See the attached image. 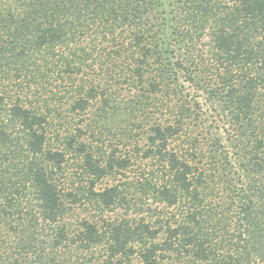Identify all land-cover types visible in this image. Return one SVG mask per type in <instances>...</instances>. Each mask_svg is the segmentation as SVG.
<instances>
[{
    "label": "trees",
    "instance_id": "16d2710c",
    "mask_svg": "<svg viewBox=\"0 0 264 264\" xmlns=\"http://www.w3.org/2000/svg\"><path fill=\"white\" fill-rule=\"evenodd\" d=\"M121 91L132 113L165 101L170 115L147 131L155 174L122 184L156 205L108 220L126 188L95 184L129 161L103 158L81 117L50 126L97 101L107 116ZM133 259L264 264V0H0V264Z\"/></svg>",
    "mask_w": 264,
    "mask_h": 264
},
{
    "label": "rangeland",
    "instance_id": "374dc122",
    "mask_svg": "<svg viewBox=\"0 0 264 264\" xmlns=\"http://www.w3.org/2000/svg\"><path fill=\"white\" fill-rule=\"evenodd\" d=\"M50 84L51 86H56L58 83L53 80ZM183 86L188 98L195 102L200 119L205 124H210L212 128L215 126L220 128L218 131L223 136L220 112L216 111L210 104L206 93L201 89H197L188 81L183 82ZM50 88L56 89L55 87ZM45 91V95H49L48 89ZM114 97L116 100L111 103V106L116 104L118 107L115 111L108 110L106 112L107 116L103 117L102 105L99 103L100 101H97L86 113L80 116L69 114L63 121L54 119L51 123L50 131L52 134H61L60 136L73 132V123L77 121V118L81 117V127L85 130L82 138L90 142L103 158L108 157V155H113L117 159L127 158L129 161L127 166L122 169H116L111 174L97 180L95 184L97 190L120 184L121 188L123 186L126 188L123 190L124 199L119 200L113 207L107 209L102 216L108 220H120L123 217L134 219L145 217L148 216V208L156 205L155 201L151 195L145 197L138 187L127 188L126 186L138 184V181L146 178L149 179L152 177V173L156 171V167L152 162L142 158V151L146 144V135L150 124L155 121H166L170 111L168 106L165 105V101H157L156 105L153 104L148 107L147 113H141L140 111L132 113V108L128 105L126 106L128 101V93L126 91H121L120 95L118 94ZM64 116L66 115L64 114ZM51 136L53 138L51 141H55V135ZM73 168L74 166L71 164L69 170L73 171ZM123 183H127L126 186L122 185ZM81 212L84 213L83 210ZM131 264H138L137 260L133 259Z\"/></svg>",
    "mask_w": 264,
    "mask_h": 264
}]
</instances>
